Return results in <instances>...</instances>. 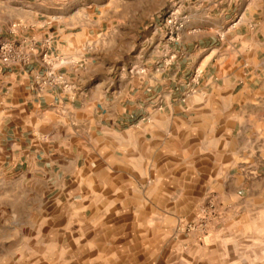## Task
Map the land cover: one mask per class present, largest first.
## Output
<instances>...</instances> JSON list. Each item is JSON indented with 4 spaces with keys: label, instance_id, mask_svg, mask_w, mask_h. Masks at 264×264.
I'll list each match as a JSON object with an SVG mask.
<instances>
[{
    "label": "crops",
    "instance_id": "1",
    "mask_svg": "<svg viewBox=\"0 0 264 264\" xmlns=\"http://www.w3.org/2000/svg\"><path fill=\"white\" fill-rule=\"evenodd\" d=\"M48 37L85 59L62 84L0 60V264L21 211L35 241L69 236L63 264H230L226 245L264 227V0H0V42ZM211 207L203 232L175 235Z\"/></svg>",
    "mask_w": 264,
    "mask_h": 264
},
{
    "label": "built area",
    "instance_id": "2",
    "mask_svg": "<svg viewBox=\"0 0 264 264\" xmlns=\"http://www.w3.org/2000/svg\"><path fill=\"white\" fill-rule=\"evenodd\" d=\"M52 17L49 22L55 21ZM162 23L166 29L165 50L161 59L163 67L172 65L178 58L174 46L181 39V31L184 27V17L181 15V5L176 2L170 5L162 15ZM13 24L12 27H16ZM54 37H48L43 41L35 38H29L22 41H12L4 39L0 42V60L4 64H20L27 69H31L35 61L42 64V70L38 75L37 83L42 85H59L62 81L59 80L58 70L72 65L82 67L85 59L73 60L64 55L57 54L52 51ZM93 43H88L84 47L85 52H90L93 49ZM214 214V208L211 207L197 220L183 222V229L188 232H203L208 226L211 216Z\"/></svg>",
    "mask_w": 264,
    "mask_h": 264
},
{
    "label": "rangeland",
    "instance_id": "3",
    "mask_svg": "<svg viewBox=\"0 0 264 264\" xmlns=\"http://www.w3.org/2000/svg\"><path fill=\"white\" fill-rule=\"evenodd\" d=\"M65 1V0H64ZM82 0H80L81 5ZM153 5V4H151ZM164 5L163 2H154L155 7H162ZM133 7H135L133 5ZM36 211H24L19 212V226L15 228L16 233V241L13 244L12 251L14 252L13 258H8L2 260V264H63L65 263V258H56L55 253L58 251L69 252L72 250V242H70L69 236L64 238V241L61 243H55L50 238L47 237V242H37L35 241L38 238V234L31 235L36 231V228H33L30 222L33 221V218L36 215ZM0 217V224H1ZM184 221H190L185 220ZM178 225L177 231L175 235H179L182 239H189L191 236L195 235L196 232L188 233L183 229V222ZM37 229H42L37 228ZM5 231L6 229L3 228ZM54 231V228H46L47 234ZM177 235V236H178ZM53 237V236H52ZM53 239V238H52ZM199 238H197L198 240ZM83 245V244H82ZM184 249L189 247L188 243H183ZM235 245H231L230 243L226 245L227 250H234L231 252H235V259H232L230 264H264V227L259 229L256 233V237L253 241H247L239 243ZM11 250V249H10ZM83 250V247H82ZM70 255V253H69ZM68 255V256H69ZM1 262V260H0ZM11 262V263H10Z\"/></svg>",
    "mask_w": 264,
    "mask_h": 264
}]
</instances>
